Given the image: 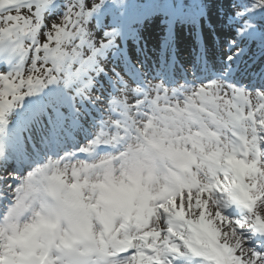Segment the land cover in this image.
Returning a JSON list of instances; mask_svg holds the SVG:
<instances>
[{
  "label": "snow or ice",
  "instance_id": "obj_1",
  "mask_svg": "<svg viewBox=\"0 0 264 264\" xmlns=\"http://www.w3.org/2000/svg\"><path fill=\"white\" fill-rule=\"evenodd\" d=\"M103 2L69 0L49 21L55 0H0V49L19 58L0 71V264H264V72L251 88L170 87L113 69L119 94L105 100L103 60L123 52L118 29L90 31ZM257 10L264 0L237 11L242 32ZM87 104L104 119L67 151Z\"/></svg>",
  "mask_w": 264,
  "mask_h": 264
},
{
  "label": "rangeland",
  "instance_id": "obj_2",
  "mask_svg": "<svg viewBox=\"0 0 264 264\" xmlns=\"http://www.w3.org/2000/svg\"><path fill=\"white\" fill-rule=\"evenodd\" d=\"M166 7H168V5H166ZM235 12L236 7L230 0H222L219 2L216 0V2L210 6L208 16L215 30L216 40L214 37L205 35L204 40L209 46V51L207 52V56L203 59L197 56V51L199 53L201 52L199 49L196 48V51L191 47L189 43L190 39L187 38L185 34L183 35L179 31H176L169 45L168 39L171 35L163 34V32L161 34L160 32L162 30L159 23H157L158 26L150 25V23L148 25L149 27H147V33L150 36L143 35L142 38L145 42H149L153 50L152 53L149 54V59L146 58V60H148L147 64L142 63V61H133L138 70L137 79H132L129 74L125 73L121 57H119L120 59H113L116 49L109 50L107 58L103 60V66L111 77L114 75L112 70L115 69L116 72H119L121 76L129 81L143 82L149 80L155 83L158 82V80H162L170 87H175L179 84H196L207 78H224L230 83L249 88L253 85L259 86L261 82V73L264 72V50L254 49L251 43H244V41L240 42L241 45L239 44V47L235 45V47L229 48V35H231L230 32H232L233 23L242 21L241 17L237 16ZM157 19L158 22H161L159 18ZM234 26L235 28L239 27L238 24H234ZM149 28L153 29V33ZM111 30L112 28H107V31ZM120 35L124 36L122 33H120ZM120 35L116 39V45L121 41L122 37ZM101 39H103V37H101ZM128 48H132L130 42ZM235 48L242 50L241 58L228 59L230 56L232 57ZM160 53L165 56L164 60L160 58ZM0 63H2L0 71L11 70L12 67L19 63L18 54L9 49H0ZM1 68L4 69L2 70ZM228 68H231L232 76L228 74L227 77L226 72H228ZM168 74L173 75L172 80ZM98 81L99 83L94 95L102 96L107 100L119 94L120 86L114 83L113 80L109 83L106 81L104 75L101 74L98 77ZM56 87L58 86L49 85V88ZM86 108L88 109V115L81 121L80 126L72 127L69 125L65 130L63 139L65 141L64 148L67 151H74L86 143L88 139H91L95 131L99 128L100 121L104 119L103 113L98 110V105L87 104ZM7 143L9 147L16 148V151H13L14 153L24 148L25 137L20 135L19 127L12 130L7 139ZM28 143L30 145L31 142L28 141ZM13 167H15V162L10 158L8 161V170H11ZM226 214L235 216L239 214V210L235 207L229 208L226 210ZM256 246H261L260 240L256 241ZM186 264H191V261H186Z\"/></svg>",
  "mask_w": 264,
  "mask_h": 264
},
{
  "label": "trees",
  "instance_id": "obj_3",
  "mask_svg": "<svg viewBox=\"0 0 264 264\" xmlns=\"http://www.w3.org/2000/svg\"><path fill=\"white\" fill-rule=\"evenodd\" d=\"M219 1L222 0H217V2ZM230 1L236 7L235 13L250 3V0ZM68 2L69 0H55L56 9L47 14L48 20H55L63 15ZM94 2H98V0H94ZM214 2L216 0H104L100 8L94 13L89 28L97 41L101 39L108 27L118 29L124 35H120L122 38L117 44V48L122 50L123 56L114 51L113 59L121 57L125 73L132 77L138 73L133 61H142V63L147 64L146 58L149 59V54L152 53L153 49L149 42H145L142 38L143 35L150 36L147 33V27L150 23V25L156 26L159 23L162 30L160 33L171 35L168 39L169 45L176 31L185 34L190 39L191 47L196 51L199 49L201 52L197 51V56L200 59L205 58L209 51V46L204 40L205 35L214 37L216 40L215 30L208 16V10ZM166 5L174 6V9L173 7L169 9ZM157 18L161 22H158ZM241 19V22L233 23V29L229 35V48L235 47V45L239 47L240 42L244 41V43H251L254 49L263 51L264 42L261 40L260 31L264 29V10H257L254 13V18L251 20L253 29L242 32V26L248 20V15L246 14ZM234 24H238L239 27L235 28ZM150 30L153 33V29ZM232 41H236V44H232ZM129 42L132 44L130 49L128 48ZM241 53L242 50L235 48L232 59L241 58ZM159 55L162 60L165 59L161 53ZM103 75L107 82H112L108 72Z\"/></svg>",
  "mask_w": 264,
  "mask_h": 264
},
{
  "label": "bare ground",
  "instance_id": "obj_4",
  "mask_svg": "<svg viewBox=\"0 0 264 264\" xmlns=\"http://www.w3.org/2000/svg\"><path fill=\"white\" fill-rule=\"evenodd\" d=\"M10 149H11L12 151H16V148H15V147H10Z\"/></svg>",
  "mask_w": 264,
  "mask_h": 264
}]
</instances>
